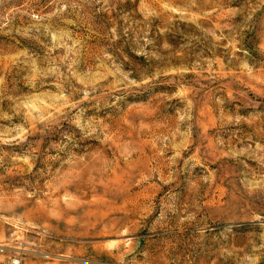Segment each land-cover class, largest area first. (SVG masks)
<instances>
[{"label":"rangeland","instance_id":"obj_1","mask_svg":"<svg viewBox=\"0 0 264 264\" xmlns=\"http://www.w3.org/2000/svg\"><path fill=\"white\" fill-rule=\"evenodd\" d=\"M0 264H264V0H0Z\"/></svg>","mask_w":264,"mask_h":264}]
</instances>
